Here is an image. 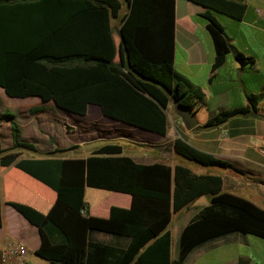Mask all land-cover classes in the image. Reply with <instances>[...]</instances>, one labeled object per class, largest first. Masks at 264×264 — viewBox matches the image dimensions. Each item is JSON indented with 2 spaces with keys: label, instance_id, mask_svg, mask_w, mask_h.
<instances>
[{
  "label": "trees",
  "instance_id": "16d2710c",
  "mask_svg": "<svg viewBox=\"0 0 264 264\" xmlns=\"http://www.w3.org/2000/svg\"><path fill=\"white\" fill-rule=\"evenodd\" d=\"M189 1L207 9L204 17L216 52V71L231 45L215 13L241 20L246 2ZM175 2L0 0V87L10 98L39 97L43 106L31 113L45 112L52 102L63 112L84 117L93 104L105 118L164 137L169 133L170 105L193 110L191 102L203 96L175 70ZM124 8L127 12L121 17ZM113 19L120 20L118 38ZM259 98L252 96L247 108L223 111L204 125L216 127L239 115L260 116ZM3 119L11 122L16 147L35 150L33 143L21 141L15 115L4 114ZM123 150V145L107 143L87 159L17 164L57 195L47 214L10 203L39 230V258L50 264H187L196 247L233 233L264 240V209L225 193L221 176L197 175L183 165L137 163ZM173 151L207 168H230L182 139L175 141ZM5 152L0 139V168L18 157ZM90 190L129 194L132 206L111 207L109 217H94ZM202 196L209 205L195 208L198 212L180 235L179 258L172 261L168 227L175 215L191 209ZM1 203L0 198V226ZM92 232L128 239L129 244L122 248L94 243Z\"/></svg>",
  "mask_w": 264,
  "mask_h": 264
},
{
  "label": "crops",
  "instance_id": "0c3cea01",
  "mask_svg": "<svg viewBox=\"0 0 264 264\" xmlns=\"http://www.w3.org/2000/svg\"><path fill=\"white\" fill-rule=\"evenodd\" d=\"M237 1L246 2L247 10L243 19L238 20L226 14L215 13L217 22L228 37L231 52L226 56L222 66L213 71L216 52L207 29L208 20L204 17L207 9L189 0H176L174 20L175 70L203 94L201 100L194 99L191 102L194 107L191 110L199 121V126L189 131L182 121L177 119L178 132L176 135L170 133V127L169 133L164 137L149 132L154 137H158L152 139V143L160 141L158 145L152 148L153 150L150 149L149 152L152 155L150 154L146 160H142L141 156L131 158L141 164L163 163L174 168L180 164L177 162L178 156L173 153V145L177 139H182L199 151L230 164V168L226 169L216 167L218 170L215 173L194 174L221 176L225 193L241 196L264 209V156L260 152L261 147H264V0ZM124 9L127 12V9ZM239 55L244 57L243 63L238 61ZM0 92L3 96L6 95L5 90L1 87ZM252 96L260 97V116L239 115L216 127L207 128L204 125L207 120L223 111H232L242 107L247 108L249 98ZM37 98L39 97L22 100H36ZM42 106L43 103L41 102L23 112L22 123L30 134L40 133L42 135L43 131L39 129L40 117L43 118L47 111L54 109L53 107L58 108L52 102H49L46 104L47 110L45 112L31 113L33 108ZM95 106L93 104L89 106L87 115ZM101 112L102 110L99 107L95 110L97 120L87 119V115L79 117L64 112L71 119H67L66 123H62V126L66 128L64 133L67 136H70L74 128L71 122L76 117L86 118L83 120L91 126L93 124L103 126L102 132L109 136L107 135L108 142L100 145H91L86 140L80 143L75 140V142H69L61 146L57 143L50 144L43 150L37 146H35V150H29L16 147L14 142L9 140L8 147L3 146V149L7 148L8 151L14 150L11 153L17 154L18 157L11 166L0 168V198L3 219L0 226V251L10 241L21 242L28 247L30 246L29 243L35 239L33 251L36 253L41 242L39 230L36 226L31 224L10 203L18 202V204L30 206L40 213L47 214L57 201V195L53 189L28 173L19 170L16 167L17 164L45 159L35 157V155H32L33 152H43L47 154L45 155L46 158L57 161L72 158L87 159L93 151L104 144H118L114 134L117 131H122V126L105 121V117ZM4 114L5 110H0V121L3 119ZM87 129L88 127L81 135L88 134L89 130ZM131 134L128 136H131ZM137 134L132 135L137 136ZM10 135L12 137V131ZM68 149L70 153L66 154ZM62 150L66 151L61 152ZM88 194L91 195L93 203L90 207V213L94 217L107 218L110 215L111 207L129 208L133 202L131 195L124 193L103 195L104 193L90 190ZM97 195L100 196V199ZM197 212V209L196 211L193 210L192 217L186 218L188 221L179 229L176 238L172 235V261L179 258V241L182 230L187 227ZM182 216L185 217V214ZM89 238L94 243L111 244L122 248L129 244L128 239L115 238L105 233L92 232ZM30 260L29 255L28 261L31 264ZM186 263L264 264V240L257 236L233 233L196 247L187 257Z\"/></svg>",
  "mask_w": 264,
  "mask_h": 264
},
{
  "label": "rangeland",
  "instance_id": "374dc122",
  "mask_svg": "<svg viewBox=\"0 0 264 264\" xmlns=\"http://www.w3.org/2000/svg\"><path fill=\"white\" fill-rule=\"evenodd\" d=\"M126 13V10L123 9L121 17H123ZM114 32H115V38H118L119 36V30H120V20L113 19L112 20ZM41 101L39 98L36 100H21V98H10L8 96H3L0 92V110H5V114L8 115H15L17 119L15 120L16 123L19 124L20 126V131L22 132L21 135V141L22 142H28V143H33L35 146L39 147V149H45L47 148L50 144H59L60 146L62 144H68L69 142H75L78 141L79 143L81 141H88L91 143V145H100L101 143L108 142L107 137L109 136L105 132L103 133L102 129L103 126L101 125H89L87 121L83 119H95L97 120V117L95 115V110L98 109V107H92L91 112L89 115H87L86 118H74V121L71 122L73 125V130L70 134V136H67L64 131L66 128L62 126V123H66L67 119H71V117L67 116L62 110L53 107L54 109H50L47 111L46 115L41 118L40 117V127L39 129L42 130V135L40 134H30L27 129H25L23 123H22V116L24 115L23 112L29 107H33L36 104H40ZM167 116L169 118V127H170V133H173L176 135L178 132V126L176 125V120L180 119L178 116V113L176 111V106L175 105H170L169 109L167 110ZM102 118V117H101ZM103 119V118H102ZM105 121L112 122L114 124H118L122 126V131H117L114 135L116 136V141L118 144L124 146L123 150V155L124 156H129L134 158L133 156H141L142 160H146L149 155L151 154L152 148H154L156 145L160 143L155 142L152 143V139H156L153 135H151L149 132L133 128L129 125L118 123L115 122L114 120L105 118ZM181 120V119H180ZM0 139L2 141V144L4 147H8L9 140L12 141L11 137V122L7 121L5 119H2L0 121ZM86 127H88L87 130H89L88 134H83L84 131L86 130ZM91 130V131H90ZM130 133H138L137 136H134L131 134V136H128ZM72 135V136H71ZM108 135V136H107ZM151 135L153 138H151ZM87 136V137H86ZM158 138V137H157ZM117 144V143H116ZM151 149V150H150ZM158 149V148H155ZM154 149V150H155ZM6 154L5 155H10L13 154L14 150L8 151L6 148ZM70 150L68 149L66 154H69ZM29 154V153H28ZM32 155H35V157L38 158H45L44 160H52L46 158L47 154H44L43 152H33ZM152 155V154H151ZM177 162L178 164L187 166L188 169L191 170L193 173H203V172H211L215 173L216 168H207L204 166H200L196 163L190 162L187 159L177 157ZM197 206H194L191 209L185 210L181 214H177L174 216V220L172 221V224L168 227V230L171 232L174 238L178 236L179 229L183 227L187 223V219L192 217V211H196ZM185 214V217L182 216ZM187 218V219H186ZM15 227V226H11ZM1 235V232H0ZM36 240L33 239L32 242L29 243L30 246H28L29 249V255L31 257V264H50L47 261L39 258L35 251H33V243Z\"/></svg>",
  "mask_w": 264,
  "mask_h": 264
},
{
  "label": "built area",
  "instance_id": "2783aa9c",
  "mask_svg": "<svg viewBox=\"0 0 264 264\" xmlns=\"http://www.w3.org/2000/svg\"><path fill=\"white\" fill-rule=\"evenodd\" d=\"M260 152L264 156V147ZM29 249L21 242L10 241L0 251V264H30Z\"/></svg>",
  "mask_w": 264,
  "mask_h": 264
},
{
  "label": "water",
  "instance_id": "95a60500",
  "mask_svg": "<svg viewBox=\"0 0 264 264\" xmlns=\"http://www.w3.org/2000/svg\"><path fill=\"white\" fill-rule=\"evenodd\" d=\"M176 111L187 130L192 131L199 126V121L197 120L195 114L188 107L177 105ZM205 205H209L205 196H202L194 203V206L197 207Z\"/></svg>",
  "mask_w": 264,
  "mask_h": 264
}]
</instances>
